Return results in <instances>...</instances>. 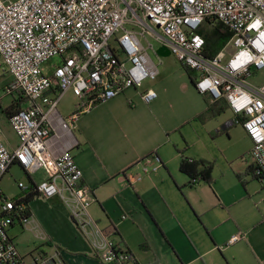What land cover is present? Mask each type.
<instances>
[{"label": "built area", "instance_id": "built-area-1", "mask_svg": "<svg viewBox=\"0 0 264 264\" xmlns=\"http://www.w3.org/2000/svg\"><path fill=\"white\" fill-rule=\"evenodd\" d=\"M216 21L232 37L211 57L200 30ZM150 41L196 73L195 87L211 103L227 102L234 123L253 143V164L264 181V85L250 82L264 70V0H0V58L14 78L7 92L22 93L28 103L9 118L19 139L15 150L4 144L0 126V181L15 164L30 175L44 172L39 195L66 206L103 264L135 258L115 239L116 230L104 228L90 213L93 193L83 185L74 156L80 146L76 123L97 105L158 78L151 51L159 53ZM71 90L78 103L66 117L59 105ZM158 97L154 89L141 93L147 105ZM150 161L145 160V174ZM18 186L28 189L22 182ZM3 195L0 189V264H63L59 251L26 261L9 234L26 206ZM21 223L28 229L34 219L22 217ZM31 231L47 240L38 226ZM242 239L237 233L228 244Z\"/></svg>", "mask_w": 264, "mask_h": 264}, {"label": "crops", "instance_id": "crops-1", "mask_svg": "<svg viewBox=\"0 0 264 264\" xmlns=\"http://www.w3.org/2000/svg\"><path fill=\"white\" fill-rule=\"evenodd\" d=\"M191 85L186 97H175V104L169 108L164 105L166 90L147 105L141 98L146 90L131 88L108 101L114 109L126 110L129 115L105 122L96 117L99 104L78 119L80 146L74 156L83 171V185L93 193L90 213L104 228L116 230L115 239L136 260L129 264H215V257L220 255L227 264H264V240L247 236L240 222H231L225 213L230 203L214 183L215 177L212 184L200 181L193 185L180 168L185 158L218 162L224 154L222 139L234 129L248 138L252 159L253 143L243 127L234 123L236 117L229 109L206 123L197 119L207 109L209 98L200 94L192 81ZM18 97L13 96L7 103L0 97L2 139L11 151L17 148L19 139L10 126L7 109ZM208 134L219 136L217 149H213ZM146 158H151L148 174L144 173ZM17 167L20 165L12 166ZM38 173L30 176L32 183L46 177L43 172L38 179ZM138 176L142 177L140 181L133 179ZM29 208L34 223L26 230L33 233L31 230L38 226L44 232L43 228L50 227L54 233H45L46 241L34 236L42 248L28 247L25 255L19 251L26 261L38 253L54 255L59 251L63 264H103L94 257L89 240L58 198L38 196ZM237 233L243 239L229 245ZM235 250L240 251L233 256ZM243 251H247L246 256L239 254Z\"/></svg>", "mask_w": 264, "mask_h": 264}, {"label": "rangeland", "instance_id": "rangeland-1", "mask_svg": "<svg viewBox=\"0 0 264 264\" xmlns=\"http://www.w3.org/2000/svg\"><path fill=\"white\" fill-rule=\"evenodd\" d=\"M142 41L147 45L145 38H142ZM150 42L154 44L157 51L163 47L156 42ZM151 56L156 64L159 65L160 74L155 81H145L141 90L154 89L161 97L164 90H166L167 95L164 98V105L169 108L171 104H175V97H186L187 91L191 90L190 77L183 64L175 55L160 56L151 51ZM13 81V76L8 72L7 67L0 58V97H2L3 103L10 101L13 96L18 97L17 92H14L13 95L7 93ZM250 82L256 86L264 85V70L259 71L254 77L250 78ZM77 103L78 97L71 90L62 99L59 109L65 115L67 111L75 109ZM27 104L25 103V105ZM95 114L98 119H102L105 122H114L117 116H127L129 112L126 110H116L106 102L101 103L95 109ZM208 138L213 149H217V139H219V136L215 135L211 137L208 134ZM222 140L224 142L222 144L224 154L221 155L218 162H213V176L215 177V182H213L217 184V188L221 187V191L224 192L225 197H227L230 203L225 213L231 217V222L236 220L240 222L241 231L244 234L247 236H257L264 240V181L255 178L253 173H249L250 167L253 164L249 155V140L240 130L236 131L235 129L230 133L229 137L225 136ZM41 177H43L42 171L37 174L38 179ZM21 182L26 187L32 183L31 178L25 170L20 167L11 168L4 175L3 180L1 179L0 187L3 189L6 197L14 198L21 192L18 186ZM213 186L215 185L213 184ZM1 201L2 198L0 197ZM49 228L45 227L42 229L47 236H51L54 233V229L51 227L52 230H50ZM9 234L20 245L19 251L23 255L28 252V247L31 249H35L36 247L37 249L42 248L41 242L34 237L38 236L36 232L31 233L17 225L9 229ZM237 251L240 250H235L233 256H236L235 252ZM243 252L244 254H239L245 255L247 251ZM227 255L229 254L227 253ZM223 257L222 255L215 257V264H227Z\"/></svg>", "mask_w": 264, "mask_h": 264}, {"label": "trees", "instance_id": "trees-1", "mask_svg": "<svg viewBox=\"0 0 264 264\" xmlns=\"http://www.w3.org/2000/svg\"><path fill=\"white\" fill-rule=\"evenodd\" d=\"M200 33L204 36L206 41V55L211 57L217 55L218 52H220L226 46V44L229 42V40L232 37V34L229 31V29L222 22H217V21L214 22V24L212 25L208 24L202 27ZM183 66L187 71V74L189 75L192 83L195 85L196 73L187 66L185 65ZM25 103H27V98L24 97L22 93H19L18 100L14 102L9 107V109H7V113L11 117L14 113L19 111L22 108V105ZM207 103H208L207 109L197 116V119L202 123H206L208 120L217 117L218 115L228 110V104L223 99L215 103H211L210 101ZM180 168L184 173L190 176L191 183L193 185H197L200 181H205L208 184H212L214 181L212 162H208L204 160L191 161L185 158L182 160ZM249 173H253V176L255 178L261 179L256 174V166L254 164L250 167ZM28 175L29 177L31 176L29 173ZM36 187H37V183H31V185L28 186L27 190L25 191L21 190V192L16 197L11 198L13 201L16 202V204H20V205L22 204L26 206V209L23 212H20L19 216L18 215L15 216L14 224L12 225L13 227L19 225L21 228H23L21 223V218L26 216L29 217L32 215L30 212L29 204L36 197L40 196L38 191L36 190ZM3 197L7 198L5 195H3Z\"/></svg>", "mask_w": 264, "mask_h": 264}, {"label": "water", "instance_id": "water-1", "mask_svg": "<svg viewBox=\"0 0 264 264\" xmlns=\"http://www.w3.org/2000/svg\"><path fill=\"white\" fill-rule=\"evenodd\" d=\"M158 53H159L160 56H168V55L171 54V53H170V50H169L168 48H166V47H162V48H160V49L158 50Z\"/></svg>", "mask_w": 264, "mask_h": 264}, {"label": "clouds", "instance_id": "clouds-1", "mask_svg": "<svg viewBox=\"0 0 264 264\" xmlns=\"http://www.w3.org/2000/svg\"><path fill=\"white\" fill-rule=\"evenodd\" d=\"M259 23H260V21H259V20H257V21H256V24H259Z\"/></svg>", "mask_w": 264, "mask_h": 264}]
</instances>
